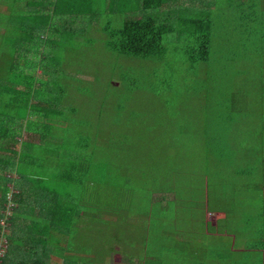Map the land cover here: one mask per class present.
Masks as SVG:
<instances>
[{
    "label": "rangeland",
    "instance_id": "rangeland-1",
    "mask_svg": "<svg viewBox=\"0 0 264 264\" xmlns=\"http://www.w3.org/2000/svg\"><path fill=\"white\" fill-rule=\"evenodd\" d=\"M256 4L244 18L213 7L227 16L226 34H215L224 51L216 66L237 78L210 85L208 94L198 87L205 68L187 81L188 65L171 46L161 65L107 51L94 20L60 52L54 88L76 116L65 113L50 134L99 135L71 167L58 160L34 168L46 170L42 192L51 197L37 200L57 210L59 255L66 251L75 264H264V43L243 45L244 27L264 32Z\"/></svg>",
    "mask_w": 264,
    "mask_h": 264
},
{
    "label": "trees",
    "instance_id": "trees-1",
    "mask_svg": "<svg viewBox=\"0 0 264 264\" xmlns=\"http://www.w3.org/2000/svg\"><path fill=\"white\" fill-rule=\"evenodd\" d=\"M238 1L232 5V0H0V236L7 243L0 264H54L51 255L61 258L59 264H75L66 251L57 252L54 237L62 231L55 228L56 208L43 206L46 200H37L51 197L42 192L46 186L40 176L46 170L34 173V168L45 162L59 160L60 165L71 167L72 160L90 143L95 144L99 135L50 134L62 129L65 121L60 123V119L64 120L65 113L76 116L73 108L62 107L54 88L62 76L59 54L66 45L72 46V38L88 32L94 20L105 33L107 51L158 65L171 46L188 65L187 81L197 66L205 68L198 87L208 94L210 85L217 88L221 79L237 78L225 65L216 66L224 51L223 38L215 34L219 30L226 34L221 26L227 16L216 15L213 7L219 3L230 9L231 18H244L259 5L258 0ZM260 4L264 9V0ZM110 15L119 18L115 25ZM252 15L259 23L260 13ZM99 16L106 19L102 22ZM244 30V47H264V32L257 36L254 29ZM7 202L8 215L4 213ZM62 244L59 240L58 248Z\"/></svg>",
    "mask_w": 264,
    "mask_h": 264
},
{
    "label": "crops",
    "instance_id": "crops-1",
    "mask_svg": "<svg viewBox=\"0 0 264 264\" xmlns=\"http://www.w3.org/2000/svg\"><path fill=\"white\" fill-rule=\"evenodd\" d=\"M9 213H10V212H9ZM9 213H8V214H9ZM8 214H7V215H8ZM212 225H214L212 228L215 229V223H213ZM206 233H207V232H206ZM207 234H208V233H207ZM211 235L218 236L217 233H213V234H211ZM3 245L5 246V241H4ZM51 256H53V257H55V258H59V257H57V256H55V255H51ZM59 260H60V258H59ZM51 261H52V263H54V261H53L52 258H51ZM60 262H61V260H60ZM54 264H56V263H54Z\"/></svg>",
    "mask_w": 264,
    "mask_h": 264
}]
</instances>
